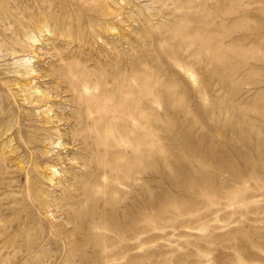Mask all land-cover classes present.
Here are the masks:
<instances>
[{"label":"rangeland","instance_id":"374dc122","mask_svg":"<svg viewBox=\"0 0 264 264\" xmlns=\"http://www.w3.org/2000/svg\"><path fill=\"white\" fill-rule=\"evenodd\" d=\"M0 11V264H264V0ZM136 74L146 118L108 105Z\"/></svg>","mask_w":264,"mask_h":264},{"label":"bare ground","instance_id":"6f19581e","mask_svg":"<svg viewBox=\"0 0 264 264\" xmlns=\"http://www.w3.org/2000/svg\"><path fill=\"white\" fill-rule=\"evenodd\" d=\"M28 1V0H27ZM50 1V0H49ZM68 1V0H67ZM93 1V0H92ZM14 2V1H13ZM17 3V2H16ZM53 3V2H52ZM60 3V2H59ZM2 4V3H1ZM34 4V3H33ZM33 4H31V5H33ZM63 4V3H62ZM68 4V3H67ZM72 4V3H71ZM110 4V3H109ZM4 5V4H3ZM16 5V4H15ZM52 5V4H51ZM58 5V4H57ZM65 5V4H64ZM89 5V4H88ZM26 6V5H25ZM17 7V6H16ZM19 7V6H18ZM51 7V6H50ZM60 7H61V5H60ZM64 7V6H63ZM33 8V7H32ZM68 8V7H67ZM20 9V8H19ZM18 9V10H19ZM55 9V8H54ZM88 9V8H87ZM25 11H26V9H24ZM31 10V9H30ZM91 11V10H90ZM1 12V11H0ZM12 12V11H11ZM41 12V11H40ZM43 12V11H42ZM52 12V11H51ZM117 13H118V11H117ZM19 14H21V13H19ZM51 14V13H50ZM114 14V13H113ZM6 15H7V12H6ZM106 16V15H105ZM20 17V16H19ZM23 17H25V16H23ZM43 17V16H42ZM63 17V16H62ZM229 17V16H228ZM2 18V17H1ZM7 18H8V16H7ZM28 18V17H27ZM50 18V17H49ZM52 18V17H51ZM43 20V19H42ZM10 21V20H9ZM50 21H51V19H50ZM189 21V20H188ZM218 21V20H217ZM99 22V21H98ZM242 22V21H241ZM1 23V22H0ZM29 23V22H28ZM40 23V22H39ZM42 23V22H41ZM91 23V22H90ZM100 23V22H99ZM190 23V22H189ZM10 24V23H9ZM239 24H241V23H239ZM8 25V24H7ZM31 25V24H30ZM227 25V24H226ZM35 26V25H34ZM38 26V25H37ZM47 26V25H46ZM85 26V25H84ZM185 26H186V24H185ZM210 26V25H209ZM246 27V26H245ZM26 28V27H25ZM12 29V28H11ZM37 29V28H36ZM101 29H103V28H101ZM236 29V28H235ZM13 30H14V28H13ZM25 30V29H24ZM44 30V29H43ZM208 30V29H207ZM16 30H14V32H15ZM36 31H38V30H36ZM47 31H49V30H47ZM232 31V30H231ZM238 31V30H237ZM25 32H27V31H25ZM32 32V31H31ZM39 32H40V30H39ZM86 32V31H85ZM178 32V31H177ZM198 32V31H197ZM211 32V31H210ZM11 33V32H10ZM9 33V34H10ZM37 33V32H36ZM62 33V32H61ZM83 33V32H82ZM16 34V33H15ZM169 34V33H168ZM197 34V33H196ZM195 34V35H196ZM203 35L205 34V33H202ZM221 34V33H220ZM242 34V33H241ZM1 35V34H0ZM49 35H52V34H49ZM96 35V34H95ZM209 35V34H208ZM182 36V35H181ZM190 36H192V35H190ZM207 36V35H206ZM223 36V35H222ZM8 37V36H7ZM10 37V36H9ZM16 37V36H15ZM14 37V38H15ZM18 37V36H17ZM32 37V36H31ZM39 37V36H38ZM88 37V36H87ZM189 37V36H188ZM202 37H205V35L204 36H202ZM214 37V36H213ZM96 38V37H95ZM170 38V37H169ZM173 38V37H172ZM183 38V37H182ZM195 38V37H194ZM198 38V40L200 39L199 37H197ZM220 38V37H219ZM223 38V37H222ZM10 39V38H9ZM12 39V38H11ZM22 39V38H21ZM27 39V38H26ZM208 39V38H207ZM8 40V39H7ZM51 40V39H50ZM105 40V39H104ZM110 40V39H109ZM108 40V41H109ZM192 40V39H191ZM201 40V39H200ZM205 40V39H204ZM12 41V40H11ZM27 41V40H26ZM70 41V40H69ZM128 41V40H127ZM2 42V41H1ZM13 42V41H12ZM34 42V41H33ZM184 42H185V40H184ZM187 42V41H186ZM217 42V41H216ZM3 43V42H2ZM18 43V42H17ZM105 43V42H104ZM181 43V42H180ZM188 43V42H187ZM203 43H206V42H203ZM21 44V43H20ZM27 44V43H26ZM128 44V43H127ZM207 44V43H206ZM215 44V43H214ZM12 45V44H11ZM22 45V44H21ZM24 45V44H23ZM22 45V46H23ZM53 45H54V43H53ZM116 45V44H115ZM210 45V44H209ZM10 46V45H9ZM33 46V45H32ZM173 46V45H172ZM208 46V45H207ZM29 47V46H28ZM41 47V46H40ZM53 47V46H52ZM174 47V46H173ZM180 47V46H179ZM202 47V46H201ZM7 48V47H6ZM39 48V47H38ZM42 48V47H41ZM61 48V47H60ZM101 48V47H100ZM114 48H116V47H114ZM130 48V47H129ZM191 48V47H190ZM217 48V47H216ZM215 48V49H216ZM11 49V48H10ZM9 49V50H10ZM30 49H31V47H30ZM214 49V50H215ZM218 49V48H217ZM8 50V49H7ZM34 50V49H33ZM109 50V49H108ZM202 50V49H201ZM228 50V49H227ZM15 51V50H14ZM18 51V50H17ZM26 51V50H25ZM89 51V50H88ZM96 51V50H95ZM106 51V50H105ZM113 51V50H112ZM128 51H130V50H128ZM207 51V50H206ZM235 51H237V49L235 50ZM118 52V51H117ZM201 52V51H200ZM230 51L228 50L227 51V53H229ZM14 53V52H13ZM44 53V52H43ZM67 53V52H66ZM85 53V52H84ZM103 53V52H102ZM106 53V52H105ZM119 53V52H118ZM131 53V52H130ZM197 53V52H196ZM224 53V52H223ZM235 53V52H234ZM237 53H238V51H237ZM17 54V53H16ZM74 54V53H73ZM73 54H71V55H73ZM128 54V53H127ZM236 54V53H235ZM8 55V54H7ZM28 55V54H27ZM84 55V54H83ZM100 55V54H99ZM54 56V55H53ZM105 56V55H104ZM2 57V56H1ZM112 57V56H111ZM118 57H119V55H118ZM123 57V56H122ZM131 57V56H130ZM92 58V57H91ZM133 58V57H132ZM136 58V57H135ZM134 58V59H135ZM28 59H30V58H28ZM113 59V58H112ZM52 60V59H51ZM61 60V59H60ZM63 60V59H62ZM101 60V59H100ZM121 60V59H120ZM132 60V59H131ZM130 60V61H131ZM30 61V60H29ZM53 61V60H52ZM56 61V60H55ZM112 61V60H111ZM135 61V60H134ZM182 61V60H181ZM79 62V61H78ZM29 63V62H28ZM85 63V62H84ZM105 63V62H104ZM133 63H135V62H133ZM100 64V63H99ZM91 65V64H90ZM97 65V64H96ZM122 65V64H121ZM120 65V66H121ZM74 66V65H73ZM125 66V65H124ZM132 66V65H131ZM72 68V67H71ZM34 69V68H33ZM74 69V68H73ZM107 69V68H106ZM110 69V68H109ZM114 69V68H113ZM44 70V69H43ZM97 70V69H96ZM27 71V70H26ZM32 71V70H31ZM82 71V70H81ZM80 71V72H81ZM87 71V70H86ZM30 72V71H29ZM38 72V71H37ZM78 72V71H77ZM39 73V72H38ZM82 73V72H81ZM26 74H27V72H26ZM50 74V73H49ZM72 74V73H71ZM76 74V73H75ZM22 75H24V74H22ZM119 75V74H118ZM125 75V74H124ZM57 76V75H56ZM76 76V75H75ZM98 76V75H97ZM44 77V76H43ZM58 77V76H57ZM74 77V76H73ZM79 77V76H78ZM101 77V76H100ZM76 78V77H75ZM62 79V78H61ZM118 79H120V80H116L117 81V86L114 88H112V90H110L109 89V91L110 92H108L106 95L109 97V98H111L110 100L113 102H110V101H108L107 102V104L110 102V103H112V104H108L109 106H111V107H113V108H119V111H122V109L124 108V110L123 111H125L126 112V114H128V115H132L133 117H136V116H134V111H135V109H137L138 111L139 110H141L140 111V116L142 117V118H146V112L144 111V108H143V106H142V104L144 105V102H142L143 100H144V98H146L145 96H146V93H147V84H148V82H147V77L145 76V75H142V74H136V79H137V84H138V86H139V90L140 91H138L139 92V98L137 97V99H135V101H133V103L132 102H129L127 99H126V101L128 102V103H126V101H124L125 102V104H124V102H123V104L122 103H120L119 101L118 102H115V100H116V98L119 96V97H121L124 93H135V88H133V90H131V86H130V82H129V80H131V79H128V77H121V78H119L118 77ZM57 80V79H56ZM53 81V80H52ZM136 82V81H135ZM111 83V82H110ZM114 83V82H113ZM48 84H49V82H48ZM52 84V83H51ZM82 84V83H81ZM80 84V85H81ZM53 85V84H52ZM97 85V84H96ZM135 85V84H134ZM31 86V85H30ZM68 86V85H67ZM98 86V85H97ZM100 86V85H99ZM113 86V85H112ZM127 86L129 87V88H127ZM138 86H136V87H138ZM51 87V86H50ZM81 87V90H82V93H81V91H80V93H81V95H83V96H85V93H91V91L94 89H92V87L93 86H91L88 82H84V84L82 85V86H80ZM101 87V86H100ZM149 88V87H148ZM32 89V88H31ZM66 89V88H65ZM70 89V88H69ZM74 89V88H73ZM79 89V88H78ZM129 89V90H128ZM57 90V89H56ZM99 90V89H98ZM42 91V90H41ZM76 91V90H75ZM104 91V90H103ZM44 92V91H43ZM66 92V91H65ZM79 93V94H80ZM94 93H96V92H94ZM98 93H99V91H98ZM98 93H96L95 94V96H97V94ZM100 93H103V92H100ZM99 93V94H100ZM104 93H106V92H104ZM141 93V94H140ZM50 94H51V92H50ZM70 94V93H69ZM136 94V93H135ZM42 95V94H41ZM40 95V96H41ZM49 95V94H48ZM25 96V95H24ZM27 96H28V94H27ZM45 96H46V94H45ZM87 96H88V94H87ZM90 96V95H89ZM88 96V97H89ZM94 96V97H95ZM99 96V95H98ZM26 97V96H25ZM39 97V96H38ZM37 97V98H38ZM43 97V96H42ZM75 97V96H74ZM91 97V96H90ZM100 97V96H99ZM103 97H105V96H103ZM118 97V98H119ZM28 98V97H27ZM69 98H71V97H69ZM39 99V98H38ZM85 99V98H84ZM89 99V98H88ZM99 99V98H98ZM102 99V98H101ZM120 99V98H119ZM40 100V99H39ZM83 100V99H82ZM86 101H87V99H85ZM107 100V99H106ZM118 100V99H117ZM146 100V99H145ZM144 100V101H145ZM42 101V100H41ZM54 101V100H53ZM75 101V100H74ZM98 101V104H99V100H97V98L96 99H93V96H92V99H89V106H90V108L92 109V110H97V108H103L104 106H106V105H103L102 107L100 106V105H98V104H96V107L97 108H95V103ZM48 102H49V100H48ZM59 102V101H58ZM84 102V101H83ZM88 102V101H87ZM122 102V101H121ZM62 103V102H61ZM101 103V102H100ZM103 103V102H102ZM6 104V103H5ZM82 104V103H81ZM7 105V104H6ZM59 105V104H58ZM76 105H78V104H76ZM107 105V106H108ZM1 106V105H0ZM106 106V108H108ZM122 106H124L123 108H121ZM141 107V108H140ZM54 108V107H53ZM56 108H58V107H56ZM62 108V107H61ZM74 108H76V107H74ZM95 108V109H94ZM120 108H121V110H120ZM5 109V108H4ZM60 109V108H59ZM66 109V108H65ZM77 109V108H76ZM79 109V108H78ZM77 109V110H78ZM89 109V108H88ZM109 109V108H108ZM62 110V109H61ZM106 110V109H105ZM117 110V109H116ZM99 111H101V110H99ZM60 112V111H59ZM91 112V111H90ZM108 112V111H107ZM116 112V111H115ZM2 113V112H1ZM78 113V112H77ZM96 113V112H95ZM114 113V112H113ZM124 113V112H123ZM47 115V114H46ZM52 115H54V114H52ZM51 115V116H52ZM72 115V114H71ZM88 115V114H87ZM107 115V114H106ZM62 116H63V113H62ZM100 116V115H99ZM116 116H117V114H116ZM57 117V116H56ZM76 117V116H75ZM106 117V116H105ZM141 117H140V119H141ZM50 118H52V117H50ZM104 118V117H103ZM138 118V117H137ZM8 119V118H7ZM38 120L40 119V118H37ZM135 119V118H134ZM52 120V119H51ZM55 120V119H54ZM69 120V119H68ZM77 120V119H76ZM81 120V119H80ZM79 120V121H80ZM133 120V119H132ZM141 120H143V119H141ZM5 121V120H4ZM3 121V122H4ZM10 121V120H9ZM13 121V120H12ZM41 122V121H40ZM69 122V121H68ZM71 122V121H70ZM141 122V121H140ZM76 123V122H75ZM142 123V122H141ZM145 123V119L143 120V125H145L144 124ZM3 124V123H2ZM73 124V123H72ZM96 125H97V123H96ZM4 127V126H3ZM28 127H29V125H28ZM36 127V126H35ZM39 127V126H38ZM75 127V126H74ZM93 127V126H92ZM9 128V127H8ZM27 128V127H26ZM42 128V127H41ZM41 128H39V129H41ZM52 128V127H51ZM76 128V127H75ZM91 128V127H90ZM58 129V128H57ZM98 129V128H97ZM6 130V129H5ZM72 130H73V128H72ZM106 130V129H105ZM120 130V129H119ZM118 130V131H119ZM141 130H143V127H142V129ZM98 131V130H97ZM24 132V131H23ZM69 132H71V131H69ZM106 132V131H105ZM120 132V131H119ZM118 132V133H119ZM9 133V132H8ZM33 133V132H32ZM48 133V132H47ZM91 133V132H90ZM96 133V132H95ZM98 133V132H97ZM123 132H121L120 134H122ZM27 134V133H26ZM29 135V134H28ZM74 135V134H73ZM76 135V134H75ZM98 135H100L99 133H98ZM123 135V134H122ZM128 135V134H127ZM143 138H145L146 139V135H145V133H143ZM31 136V135H30ZM94 136V135H93ZM104 136V135H103ZM113 136V135H112ZM120 136V135H119ZM124 136V135H123ZM123 136H121V137H123ZM130 136V135H129ZM139 136V135H138ZM75 137V136H74ZM109 137V136H108ZM140 137H142V134L140 133ZM78 138V137H77ZM83 138V137H82ZM85 138V137H84ZM133 138V137H132ZM142 138V139H143ZM30 139V138H29ZM125 139V138H124ZM131 139V138H130ZM134 139V141H133V145H136L137 146V144H136V141H138V140H135V138H133ZM40 140V139H39ZM73 140V139H72ZM86 140V139H85ZM122 140V139H121ZM37 141V140H36ZM124 141V140H123ZM126 141V140H125ZM129 143H132L131 141L132 140H127ZM126 141V142H127ZM143 141H144V139H143ZM145 141H147V140H145ZM144 141V142H145ZM95 142V141H94ZM117 142V141H116ZM90 143V142H89ZM141 143L142 144H144L143 142H140V145H141ZM147 143V142H146ZM84 144V143H83ZM116 145V144H115ZM118 145V144H117ZM103 146V145H102ZM107 147V146H106ZM122 147V146H121ZM134 147V146H133ZM138 147L139 146H137L136 147V149L135 150H137L138 149ZM87 147H85V149H86ZM127 148V147H126ZM142 148V147H141ZM131 150V149H130ZM148 150V149H147ZM129 151V150H128ZM132 151V150H131ZM133 151H134V149H133ZM140 151V150H139ZM144 151H146V148H145V146H144ZM90 152V151H89ZM83 153V152H82ZM106 153V152H105ZM135 153V152H134ZM139 153V152H138ZM138 153H136V154H138ZM148 153V152H147ZM92 154V153H91ZM103 154V153H102ZM133 154V153H132ZM101 155V154H100ZM97 156V155H96ZM90 157V156H89ZM92 157V156H91ZM138 157H140V159L143 161L144 159L146 160V159H149V157L147 158V155H144V152L143 151H141V153H140V155L138 156ZM97 158V157H96ZM134 158V157H133ZM132 158V159H133ZM117 159V158H116ZM137 159V158H136ZM139 159V160H140ZM118 161V160H117ZM131 161H133V160H131ZM128 162H130V161H128ZM136 162V161H135ZM134 162V163H135ZM141 163H143V162H141ZM140 163V164H141ZM86 164V163H85ZM129 164V163H128ZM127 164V165H128ZM144 164V163H143ZM143 164H142V166H143ZM146 164V163H145ZM84 165V164H83ZM87 165V164H86ZM105 165H108V164H105ZM131 165H133V164H131ZM127 167V166H126ZM133 168L135 167V166H132ZM136 167H137V165H136ZM89 168V167H88ZM95 168H97V167H95ZM138 168H139V166H138ZM119 169H121V168H119ZM118 169V170H119ZM127 169H128V167H127ZM143 169V168H142ZM114 170V169H113ZM111 171V170H110ZM120 171V170H119ZM57 172V171H56ZM88 172V171H87ZM59 173V172H58ZM95 174V173H94ZM132 175V174H131ZM36 176V175H35ZM92 176V175H91ZM117 177V176H116ZM118 178V177H117ZM128 179V178H127ZM110 180V179H109ZM109 182V181H108ZM111 182V181H110ZM114 182V181H113ZM121 182H123V181H121ZM108 186V185H107ZM85 187V186H84ZM134 187V186H133ZM136 187V186H135ZM85 188H87V186L85 187ZM109 188V187H108ZM92 189V188H91ZM86 190V189H85ZM135 191V190H134ZM87 192V191H86ZM126 192V191H125ZM86 195V194H85ZM91 195V194H90ZM83 198V197H82ZM96 198V197H95ZM146 198V197H145ZM84 200V199H83ZM118 200V199H117ZM92 201V200H91ZM90 201V202H91ZM106 202V201H105ZM82 203V202H81ZM63 204V203H62ZM83 204V203H82ZM113 205V204H112ZM84 206V205H83ZM129 206V205H128ZM85 207V206H84ZM112 208V207H111ZM61 210V209H60ZM133 210V209H132ZM68 211V210H67ZM64 213V212H63ZM122 213V212H121ZM67 214V213H66ZM94 214V213H93ZM111 214V213H110ZM113 214H114V212H113ZM130 214V213H129ZM132 214V213H131ZM69 215V214H68ZM105 215V214H104ZM124 215H125V213H124ZM75 216V215H74ZM86 216V215H85ZM113 216V215H112ZM119 216V215H118ZM71 217V216H70ZM78 217V216H77ZM77 217H76V220H77ZM127 217V216H126ZM82 218V217H81ZM80 219V218H79ZM84 219V218H83ZM89 219V218H88ZM108 219V218H107ZM114 220V219H113ZM116 220V219H115ZM130 221V220H129ZM69 222V221H68ZM67 222V223H68ZM127 222V221H126ZM125 222V223H126ZM122 227V226H121ZM127 227V226H126ZM118 228V227H117ZM133 228V227H132ZM83 231V230H82ZM54 232V231H53ZM130 232V231H129ZM40 233V232H39ZM21 234V233H20ZM37 235V234H36ZM119 235V234H118ZM39 236V235H38ZM53 236V235H52ZM88 237V236H87ZM123 237V236H122ZM129 238V237H128ZM132 238V237H131ZM18 239V238H17ZM24 240V239H23ZM35 240V239H34ZM18 244V243H17ZM23 244V243H22ZM26 244V243H25ZM6 245V244H5ZM10 245V244H9ZM27 245V244H26ZM77 246H78V244H77ZM30 247V246H29ZM36 256V255H35ZM20 257V256H19ZM37 257V256H36Z\"/></svg>","mask_w":264,"mask_h":264}]
</instances>
